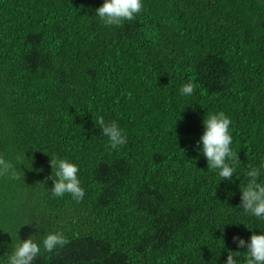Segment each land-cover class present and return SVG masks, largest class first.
Returning a JSON list of instances; mask_svg holds the SVG:
<instances>
[{"label": "trees", "instance_id": "16d2710c", "mask_svg": "<svg viewBox=\"0 0 264 264\" xmlns=\"http://www.w3.org/2000/svg\"><path fill=\"white\" fill-rule=\"evenodd\" d=\"M103 3L0 0V155L21 158L20 179L0 177V264L53 231L68 244L34 264H224L246 251L234 236L264 229L240 208L247 169L264 164V0H144L112 27L95 17ZM219 111L232 181L199 151ZM98 116L128 143L111 149ZM51 157L79 165L83 201L52 195Z\"/></svg>", "mask_w": 264, "mask_h": 264}, {"label": "clouds", "instance_id": "9594fccd", "mask_svg": "<svg viewBox=\"0 0 264 264\" xmlns=\"http://www.w3.org/2000/svg\"><path fill=\"white\" fill-rule=\"evenodd\" d=\"M144 10V0H104L103 5L95 10V17L105 26H120L125 21L135 20ZM197 87L194 81L189 80L181 86L179 94L185 98L193 97ZM94 121L99 125L103 136L107 137L111 149H119L128 143V134L117 121H106L103 116H98ZM203 125L205 131L198 141L201 145L199 151L207 159L209 169L221 178L220 181H232L234 174L237 177L240 160L233 150L231 118L223 111L211 112L207 114ZM16 160L17 162L13 163L0 155V177L20 179L18 165H21V158L17 157ZM51 166L55 169L52 195L64 197L69 194L77 203L83 201L86 190L79 177V165L68 158L51 157ZM245 181L246 183L241 184L240 208L249 218L264 221V164L248 168ZM233 240L236 241L238 249L246 251L228 250L224 264H264V229H261L259 234L253 232L250 239L246 240L237 235ZM68 242L65 235L59 231L48 233L42 244L33 237L20 239L7 257L6 264H34L42 249L51 253Z\"/></svg>", "mask_w": 264, "mask_h": 264}]
</instances>
